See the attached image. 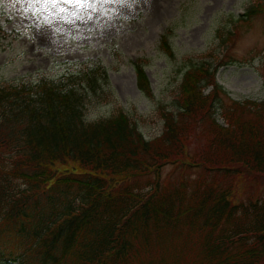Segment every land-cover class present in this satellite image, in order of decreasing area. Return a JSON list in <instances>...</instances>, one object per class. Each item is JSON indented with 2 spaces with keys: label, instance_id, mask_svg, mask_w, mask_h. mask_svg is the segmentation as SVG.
Wrapping results in <instances>:
<instances>
[{
  "label": "trees",
  "instance_id": "1",
  "mask_svg": "<svg viewBox=\"0 0 264 264\" xmlns=\"http://www.w3.org/2000/svg\"><path fill=\"white\" fill-rule=\"evenodd\" d=\"M161 47L170 54L166 35ZM207 67L184 74L178 112H163L148 141L123 113L85 121L88 92L108 85L101 65L0 86V264H264V101L222 105L219 125L222 88ZM134 71L150 96L143 67ZM249 181L258 188L240 193Z\"/></svg>",
  "mask_w": 264,
  "mask_h": 264
},
{
  "label": "rangeland",
  "instance_id": "2",
  "mask_svg": "<svg viewBox=\"0 0 264 264\" xmlns=\"http://www.w3.org/2000/svg\"><path fill=\"white\" fill-rule=\"evenodd\" d=\"M258 1L264 3L129 0L124 5H104L107 13H94L86 24L54 22L41 27L43 18L26 12V4L0 0V86L37 82L43 77L58 79L101 65L107 70L108 85L101 86L103 97L88 92L85 121L99 122L124 113L144 139L154 140L163 130L162 113L176 115L179 110L184 74L196 65L209 64L214 81L222 88L213 117L224 126L223 106L234 101H264V9L250 20L241 19ZM163 34L171 55L160 45ZM136 60L149 80V97L137 88ZM210 90L205 89V94ZM195 131L188 147L193 154L207 140L208 123H200ZM172 167L162 169V179ZM197 174H202L200 167L189 175ZM244 188L256 190L258 185L241 182L239 192Z\"/></svg>",
  "mask_w": 264,
  "mask_h": 264
},
{
  "label": "snow or ice",
  "instance_id": "3",
  "mask_svg": "<svg viewBox=\"0 0 264 264\" xmlns=\"http://www.w3.org/2000/svg\"><path fill=\"white\" fill-rule=\"evenodd\" d=\"M24 3L26 12L33 16L43 18L41 27L51 26L54 22L66 24L88 23L93 19V14L103 15L108 9L104 5H124L129 0H17ZM134 2V0H133ZM59 31V29H55Z\"/></svg>",
  "mask_w": 264,
  "mask_h": 264
}]
</instances>
